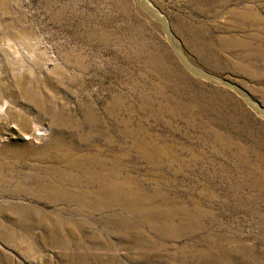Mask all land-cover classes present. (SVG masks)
<instances>
[{
  "label": "rangeland",
  "instance_id": "rangeland-1",
  "mask_svg": "<svg viewBox=\"0 0 264 264\" xmlns=\"http://www.w3.org/2000/svg\"><path fill=\"white\" fill-rule=\"evenodd\" d=\"M7 109L0 264H264V0H0Z\"/></svg>",
  "mask_w": 264,
  "mask_h": 264
},
{
  "label": "bare ground",
  "instance_id": "bare-ground-1",
  "mask_svg": "<svg viewBox=\"0 0 264 264\" xmlns=\"http://www.w3.org/2000/svg\"><path fill=\"white\" fill-rule=\"evenodd\" d=\"M32 33V32H31ZM4 50V49H3ZM35 78V77H34ZM10 108V107H9ZM9 109H7V111L5 112V114H0V124H2V126L4 125H7L8 123H12V124H21L23 126H26V124L24 123V118L19 116L18 114L17 115H14L13 117H11L9 120V116H7V113L9 112L8 111ZM36 132V131H35Z\"/></svg>",
  "mask_w": 264,
  "mask_h": 264
}]
</instances>
